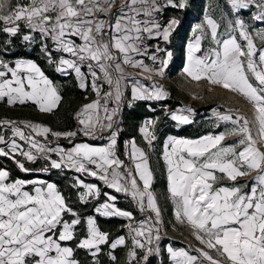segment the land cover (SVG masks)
<instances>
[{
  "label": "snow or ice",
  "instance_id": "snow-or-ice-1",
  "mask_svg": "<svg viewBox=\"0 0 264 264\" xmlns=\"http://www.w3.org/2000/svg\"><path fill=\"white\" fill-rule=\"evenodd\" d=\"M115 2L0 0V33L13 38L9 43L19 39L32 44L37 39L33 34H39V50L47 63L66 77L74 74L80 89H87L90 83L97 95L76 113L78 131L60 132L39 123L0 120V126L11 131V136L0 132V157L12 160L24 173L74 170L102 181L115 193L130 196L141 213L151 214L128 225L131 247L126 264H149L150 257L162 255L161 208L153 190L155 176L147 153L133 139L125 143L133 167L128 168L117 155L122 83L129 79L124 66L141 68L150 74L147 79L164 76L172 52L158 44L150 52L145 41L159 38L168 42L179 21L172 18L162 25L157 14L167 7L183 9L187 0H124L113 13ZM227 2L232 18L222 13L218 21L206 15L193 30L199 34L187 46L182 71L194 82L207 80L243 97L252 105L257 131L254 136L252 122L243 115L213 110L218 121L230 122L232 127L197 139L167 138L163 160L168 198L174 205L176 221L189 226L203 246L191 254L169 245L166 251L172 264H264V28H252L236 15L255 7L252 19L264 23V0ZM222 23L224 31L220 32ZM203 41L208 42L207 48L202 49ZM160 53L165 55L161 57ZM136 56H146L158 66L150 68ZM104 84L109 91L101 95ZM168 96L162 86L146 87L136 80L128 106L133 101H162ZM61 100L58 87L35 61L20 58L10 63L0 58V101L9 106L31 102L40 112L52 113ZM193 112L184 107L166 115L178 125H188L193 122ZM156 123L146 120L140 128L149 146L157 138ZM78 132L91 139H106L107 144L76 143L70 149L48 146L49 135L71 143ZM229 136L238 139L225 144ZM36 137H43L45 142ZM18 140L25 142L27 149ZM53 154L57 158H52ZM39 160L45 162L39 169L26 167V162L35 164ZM241 177L252 179L236 183ZM225 180L232 183H221ZM71 186L80 189L78 199L84 204L105 197L94 205L99 217L134 220L131 211L117 206L116 195L102 193L97 184L85 183L77 176ZM82 223L86 236L75 248L87 250L93 264H99L95 257L102 245L109 244L112 250L127 246L125 236L109 242V233L101 230L96 216L89 215L82 221L55 183L11 180L10 172L0 167V264H80L75 249L66 242L76 240L77 226ZM108 255L112 261L117 260L111 251Z\"/></svg>",
  "mask_w": 264,
  "mask_h": 264
},
{
  "label": "trees",
  "instance_id": "trees-1",
  "mask_svg": "<svg viewBox=\"0 0 264 264\" xmlns=\"http://www.w3.org/2000/svg\"><path fill=\"white\" fill-rule=\"evenodd\" d=\"M193 2L194 0H191L192 5H189L188 7H185L183 9L167 7L164 11L167 12L166 15H164L167 19L176 17L179 21V24L177 25V28L174 32L175 35L172 37L173 45H175L177 38L179 37V32L187 27L191 21ZM25 32H27L26 29ZM33 35L37 37L35 43L28 44L19 39H15L13 43H9L8 41L12 40L13 38L8 37L6 34L0 33V58L5 59L10 63H13L16 59L20 58L32 59L33 61H35L45 72V74L50 79H52L54 84L58 87V90L62 96V100L59 106L54 109L52 113L40 112L37 106L31 102H27L24 105L16 104L15 106H9L7 105L6 101H0V120L8 119L17 122L29 121L33 123H39L51 128L53 131L60 132L78 131L80 125L78 124V120L76 119V113L80 111L83 105L92 100V94H90V91L80 89L78 87V82L74 74L66 77L56 72L54 66L47 63L46 58L41 54L39 50V34ZM48 43L50 46H52V42L50 40L48 41ZM5 49H7V51H5ZM163 103L164 106L168 107V111L170 112L175 111L178 107H182L185 105V101L181 100L176 102L173 99L165 101ZM149 105H151V109ZM160 106L161 105L157 103H151L148 101H135L131 107H129L127 104H124L122 107H120L121 110L117 118L119 120V134L117 143L118 156L122 155L124 144L127 141L134 139L136 143L140 145L144 144L143 137L140 133V127L146 120L150 119L157 121L155 125V134L158 139L157 141L153 142V145H156L159 141V143H161L169 135L194 138L192 133H190L192 130L191 125L183 127L180 130L174 129L173 126L176 123L171 120L169 115L165 114V109L160 108ZM203 111H208V109H205ZM0 132L4 133L7 136H11V131L8 128L0 126ZM207 134H209V132L199 134L196 137H201ZM104 135L107 136L108 133H104ZM36 139L40 140L41 142H45L43 137H36ZM48 139L54 140L55 137L49 135ZM57 141L58 144H61L65 149H70L76 143H88L91 145L100 144L99 139H91L79 132L75 138H72L71 143L69 142V139L63 137L57 139ZM0 147H2V145H0ZM52 158H55L54 154ZM17 159L23 158L18 156ZM44 163L45 162L43 160H39L35 164L26 162V167L31 169H39L44 165ZM0 167L6 168L10 172L11 180L17 178L25 180L41 178L46 180L47 182L55 183L58 189L67 198V201L71 205V207L81 216L82 221L89 215L97 217L98 225L101 230L109 233V242L113 241L118 236H125L127 244L126 247L119 246L117 247V249L112 250L110 249L109 244L102 245L101 252L97 257H95V259L99 261V264H126L127 253L129 248L131 247V237L128 233L127 220L120 217L104 218L96 215V213L94 212V205H97L98 203L104 201L105 197L103 195H101L99 201L91 200L87 204L81 203L79 201L78 192L80 191V189L73 188L71 185L73 184L75 177L80 176L81 179H85L84 175L76 173L74 170L70 169H51L47 173L39 171L24 173L20 171V169L12 160L5 157H0ZM163 187H166L165 182ZM158 188H160V186ZM104 191H109L112 194L116 195L118 198V201L116 202L117 206L121 209L131 211L133 213L134 220H140L143 218L145 219L148 215L151 214L148 212L141 213L138 207L133 204V202H131L130 204L125 203L120 194L115 193L110 189L104 188V190H102V193ZM76 231V240L66 242L67 245L75 249L74 255L75 258L80 262V264H93L94 258L87 250L75 248L76 243H78L79 239L86 236L85 225L83 223L81 225H78ZM160 234V246L162 255L157 257H150L149 264H172L165 250L166 242L163 236V229H161ZM110 251L117 257V260L115 262L112 261L108 255Z\"/></svg>",
  "mask_w": 264,
  "mask_h": 264
},
{
  "label": "rangeland",
  "instance_id": "rangeland-1",
  "mask_svg": "<svg viewBox=\"0 0 264 264\" xmlns=\"http://www.w3.org/2000/svg\"><path fill=\"white\" fill-rule=\"evenodd\" d=\"M15 2L16 0H14V3ZM21 2L22 3L26 2V0H21ZM123 2L124 0H116L115 6L112 9L113 13L117 11V9L120 7V5ZM161 2H163V0H161ZM189 5H192L191 0H187L186 7H188ZM192 7H193V12L191 15L192 17L191 21L187 27H185L182 31L179 32V37L177 38L175 45H173L172 37L175 35L174 32L177 26L173 30L168 42H164L162 39H159V38L148 39L145 41V43L149 47L150 52L154 50V47L157 44L161 48H164L167 51L172 52V58L169 61L168 67L165 69V74L163 77L153 76L151 79H147L146 77H148L150 74L147 72H144L141 68H134L130 65L124 66L125 74L127 77H129V79H126L122 83V90L124 92V98H123V101L121 102L120 107H122L124 104L128 105V102L131 101V90H132L133 84L136 80H139L140 83L146 87H151L153 84L160 85L169 93L168 98L165 100L148 101L151 103H157L161 105L160 108L165 109V114L170 111H168L167 106L163 105L164 104L163 102L171 100V99H173L176 102L181 101V100L185 101V105L182 107H178L176 110L180 108H184V107H190L194 109V112L190 116L193 122L191 124H188L192 126V130L190 133H192L194 138H188V139L200 138L196 136H198L199 134H204L205 132H209V134L207 135H217L220 132H223L226 129H229L232 127L230 122L218 121L213 110H215L216 112H220L221 114L230 112L234 116L243 115L247 117L249 121L252 122L250 124V127L252 128V133L255 136L257 129H256V125L254 122V110L251 104H249L240 95L229 92L220 86L211 85L207 82V80L202 79L198 83L194 82L190 78H188L182 71L183 67L185 66L187 62V46L190 42L194 41V35L199 34V33L194 34L193 30L198 24H202L204 22L205 16L210 15L219 21L222 13H228L229 18H232L230 5L228 4L227 0H194ZM164 11L162 13L157 14V19L162 25H165L172 18L177 19L176 17H171L167 19L164 16L166 15L167 12H164ZM256 12H257V9L255 7H252L246 10H241L236 15H239L242 19H244L245 22L249 24L252 28H264V23H261L259 21H255L252 19L253 14ZM101 18H104L102 14H101ZM141 18L143 19L144 17H141ZM219 31L220 32L224 31L223 23L221 24V29ZM75 39L77 40V43H80L78 38H75ZM257 44L259 45V41H257ZM207 46H208V42L203 41L202 49L207 48ZM201 54L203 53H198L197 55H201ZM159 55L163 57L165 53H160ZM134 58L137 60H143L144 64L148 65L150 68H154L158 66V64L154 65L153 62L146 56H136ZM84 70L87 71L86 67ZM90 80L91 78L89 77V81ZM84 90H88L90 91V94H92V100L88 103H91L92 101L97 99V95L94 91H92L90 83H89V87ZM106 91H109V87L107 84H104L102 91H101V95L103 94V92H106ZM194 96L197 98H193ZM134 102L135 101H133L132 104ZM111 106L113 105L110 104V107ZM205 109H208V111H203ZM201 115H204V116H201ZM188 125H178L176 123L173 127L176 130H180L183 127H186ZM141 135L143 137L142 133ZM169 136H173V135H169ZM169 136H167L161 143H159L160 141L157 142L156 145H153L152 143V145L149 146L148 143L144 140V138H143L144 144L142 145L138 143L136 144L139 148H141L147 153L150 165L154 172L155 180L153 184V190L157 196L158 205L161 208L162 224L160 225V227L161 229H163V236L166 242L165 250L170 245L174 249L183 248L185 250H188L191 254H196L195 249L197 247H203V246L200 245L199 241L195 239L193 235V230L189 226H187L186 224H180L179 222L176 221L175 216H174V205L172 204L171 200L168 198L167 181H166V166L163 160V151H164V143L166 142ZM175 137L186 138V137H178V136H175ZM157 139L158 138H156L155 141H157ZM237 139L238 137L236 136H229L226 138L224 143L232 144ZM99 140H100L99 141L100 144H97L94 146H102V145L107 144L106 139H99ZM47 142H49L48 143L49 147H57V146L63 147L61 144H58L57 138H55L54 140L48 139ZM18 143H21V144L23 143L25 149H27L28 146L27 144H25V142L18 140ZM119 157L122 161H124V164L128 168L133 167V162L128 158L127 154L125 153V144H124L122 155ZM55 158L57 157L55 156ZM82 175H84L85 177V179H83L85 183L97 184L99 187H101L102 190L106 188L102 181L94 177L87 176L85 174H82ZM35 179H41V178H35ZM251 179L252 177H241L238 179L236 183L244 184L246 182L251 181ZM164 182L166 183L165 188L163 187ZM221 183L228 185V184H231L232 182L225 180V181H222ZM159 186L160 188H158ZM28 187L30 190L31 185H29ZM110 190L114 191L113 189H110ZM118 194L121 195L125 203L130 204L131 202H133V204L136 205V203L131 199L130 196L125 195L124 193H118ZM117 201H118V198L116 202ZM104 218H112V217H104ZM122 219H125V218H122ZM141 220H144V218L140 220H134V221L127 220V226L130 223L137 224Z\"/></svg>",
  "mask_w": 264,
  "mask_h": 264
},
{
  "label": "bare ground",
  "instance_id": "bare-ground-1",
  "mask_svg": "<svg viewBox=\"0 0 264 264\" xmlns=\"http://www.w3.org/2000/svg\"><path fill=\"white\" fill-rule=\"evenodd\" d=\"M241 112V111H240ZM212 113V112H211Z\"/></svg>",
  "mask_w": 264,
  "mask_h": 264
}]
</instances>
